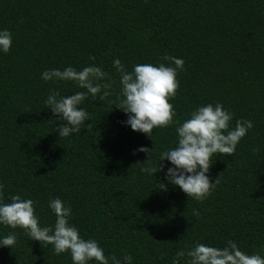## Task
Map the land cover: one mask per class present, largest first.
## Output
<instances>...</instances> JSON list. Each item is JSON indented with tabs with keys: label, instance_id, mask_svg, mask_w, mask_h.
Listing matches in <instances>:
<instances>
[{
	"label": "trees",
	"instance_id": "1",
	"mask_svg": "<svg viewBox=\"0 0 264 264\" xmlns=\"http://www.w3.org/2000/svg\"><path fill=\"white\" fill-rule=\"evenodd\" d=\"M4 28L13 37L9 52L0 53L5 203L11 195L32 199L39 223L51 225L47 202L58 197L71 207L70 223L83 238L97 240L106 256L130 255L132 264H171L178 250L195 243L223 247L227 240L264 255V0H0ZM165 55L184 61L169 101L174 121L218 102L233 113L230 127L238 119L253 124L231 156L211 158L207 175L216 185L203 201L167 184L163 171L141 173L146 155L133 154L139 146L153 148L155 163L174 146L177 123L148 137L124 126L126 114L112 103L120 92L113 58L131 70L168 63ZM90 64L108 74L110 95H89L80 107L90 121L59 138L55 128L63 121L44 108V98L50 89L62 96L85 90L71 81L45 82L40 74ZM159 182L166 190L155 188ZM9 232L17 243L0 247V264H72L68 252L55 254L22 229L0 225V235Z\"/></svg>",
	"mask_w": 264,
	"mask_h": 264
},
{
	"label": "clouds",
	"instance_id": "2",
	"mask_svg": "<svg viewBox=\"0 0 264 264\" xmlns=\"http://www.w3.org/2000/svg\"><path fill=\"white\" fill-rule=\"evenodd\" d=\"M12 33L0 29V53L7 54L12 46ZM163 61L168 63H137L131 70L125 68L119 58H113L112 67L119 74L120 92L113 105L126 114L121 123L132 131L152 136L154 128H163L174 121L176 115L173 105L169 102L176 94L179 82L177 72L183 71L182 58L165 55ZM89 60L95 57L89 56ZM101 66L90 64L81 70L67 66L47 69L41 72L43 81H71L76 87L85 91H76L71 95L62 96L59 90L50 89L44 98V108L50 109L53 117L63 123L56 126L59 138L70 137L82 130L85 121H90V114L80 105L90 95L94 100H104L110 95L112 81ZM103 89V92H102ZM99 94V95H98ZM233 113L221 103H209L196 107L188 117L175 127L174 146L159 153L156 162L150 161L153 148L139 146L133 154L140 152L146 155L147 166L140 169L141 173L154 176L158 171L164 172L167 184L178 186L188 198L203 201L215 188L216 179L210 181L207 173L214 154L231 156L240 140L253 127L249 120H236L230 127ZM48 122H53L49 120ZM90 126V125H89ZM169 162L166 169L162 163ZM155 188L166 190V184L156 183ZM3 185L0 184V190ZM10 202L5 203L0 196V225L11 229H22L29 240L39 241L41 246L51 245L55 254L68 252L72 264H132L130 255L117 258L105 255L104 249L97 240L83 238L78 228L70 223L72 209L60 198H52L47 207L55 216L51 225H41L35 213V201L11 195ZM193 216L199 213L193 209ZM17 243L16 234L9 232L0 235V247L12 249ZM264 264V255L247 254L240 250L237 243L227 240L223 247L195 243L187 251L175 252L171 264Z\"/></svg>",
	"mask_w": 264,
	"mask_h": 264
}]
</instances>
